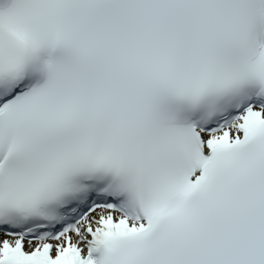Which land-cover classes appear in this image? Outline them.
I'll use <instances>...</instances> for the list:
<instances>
[{
    "label": "snow or ice",
    "instance_id": "1",
    "mask_svg": "<svg viewBox=\"0 0 264 264\" xmlns=\"http://www.w3.org/2000/svg\"><path fill=\"white\" fill-rule=\"evenodd\" d=\"M0 264H264V0H0Z\"/></svg>",
    "mask_w": 264,
    "mask_h": 264
}]
</instances>
